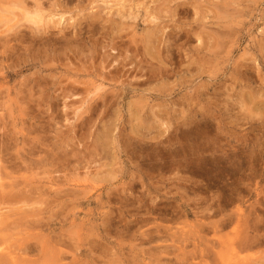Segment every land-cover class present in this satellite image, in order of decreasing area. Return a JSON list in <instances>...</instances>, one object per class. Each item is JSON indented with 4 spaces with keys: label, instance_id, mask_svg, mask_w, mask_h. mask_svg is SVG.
Masks as SVG:
<instances>
[{
    "label": "rangeland",
    "instance_id": "374dc122",
    "mask_svg": "<svg viewBox=\"0 0 264 264\" xmlns=\"http://www.w3.org/2000/svg\"><path fill=\"white\" fill-rule=\"evenodd\" d=\"M15 1L0 0V16L19 14ZM40 2L73 17L66 35L22 22V39L0 22V157L27 195H0V254L16 251L19 264H264V0ZM136 64L153 67L141 75Z\"/></svg>",
    "mask_w": 264,
    "mask_h": 264
},
{
    "label": "bare ground",
    "instance_id": "6f19581e",
    "mask_svg": "<svg viewBox=\"0 0 264 264\" xmlns=\"http://www.w3.org/2000/svg\"><path fill=\"white\" fill-rule=\"evenodd\" d=\"M241 1H243V0H241ZM254 1V0H253ZM13 2H14V0H13ZM31 1H29V3H30ZM229 2V1H228ZM28 3V1L27 0H16L15 1V3H13V7H12V9L13 10H17V11H19V14L17 13H15L14 12V17L12 18H10L11 20L10 21H8L6 18H4V16L2 17V16H0V22H3L4 20L6 21H8L9 23L8 24H6L7 25V28H6V30L5 31H9V32H11V30H12V28H16L17 26L18 27H20V30H21V26H20V24L22 23V24H24V26L26 25V23H28V26L26 27V28H29L30 30L31 29H33L32 31L34 32V31H36V33L37 34H45V33H47V34H51L52 32H50V29L51 28H55V29H58V31H57V34L58 35H60V34H63V35H66V28L67 27H65L66 25H68V22H70L69 20L71 19L72 20V18L73 17H71V18H69V19H66L65 18V16L63 15V14H58V13H55V12H53V10H51L50 8H49V10H46L44 7H43V3H41L40 2V0H33V3L30 5ZM169 3V2H168ZM231 5V4H230ZM53 6H55V5H53ZM247 7V6H246ZM121 13V12H120ZM114 15V14H113ZM118 15V14H117ZM132 15V14H131ZM58 17V19H55V17ZM132 16H134V15H132ZM101 17V16H100ZM157 16H153L152 17V20L153 21H155V20H157L158 18H156ZM93 18H96L95 16H93ZM113 18V17H112ZM120 18H121V16H120ZM120 18H116V19H120ZM85 19V18H84ZM111 19V18H110ZM122 19H123V17H122ZM134 19H135V16H134ZM133 19V20H134ZM75 20V19H74ZM97 19H93L92 20V18H91V22L89 23V27H90V29L92 30V31H94V30H96V27H98V25H97V21H96ZM105 20H107V19H105ZM105 20H104V22H105ZM77 21V20H76ZM109 20H107V22H108ZM125 21H126V19H125ZM131 21H132V18H131ZM135 21H136V19H135ZM149 21V23H150V20H148ZM24 22H26V23H24ZM113 22H114V20H113ZM75 23V22H74ZM134 22H132L131 23V25L130 26H132V24H133ZM81 24V23H80ZM99 24V23H98ZM135 24V23H134ZM79 25V24H78ZM117 25V24H116ZM23 26V25H22ZM72 26H73V24H72ZM120 26V25H119ZM123 26V25H122ZM125 26V25H124ZM124 26H123V28H124ZM149 26V25H148ZM157 26V25H156ZM160 26V25H159ZM18 27H17V30H15V31H17L18 32ZM78 27V26H77ZM89 27L87 26V28L89 29ZM102 27V29H106L105 28V25H103V26H101ZM104 27V28H103ZM73 28V27H72ZM119 28V27H118ZM118 28H116V30L118 29ZM128 28V27H127ZM152 28V27H151ZM155 28V27H154ZM74 29H75V26H74ZM84 29V28H83ZM119 29H121L122 30V27H120ZM119 29H118V31H117V33L119 32ZM147 29V28H146ZM150 29V28H149ZM156 29V28H155ZM19 30V31H20ZM120 30V31H121ZM157 30H158V28H157ZM104 31H107V29L106 30H104ZM150 32L148 33L147 32V35L146 36H148L147 37V39L145 40V38H144V40H145V43L148 45V47H147V49H148V52H150V51H154L153 50V48L155 47H153L152 45H153V43L154 44H156V43H158V41L157 42H155V40L157 39H155V40H153L152 39V37L153 38H155V31H154V29H153V36H152V34H150L151 33V31H152V29L151 30H149ZM14 32V31H13ZM21 33H19V34H22V35H20V37L22 38V37H24L25 35H26V33L24 34V32L22 33V30L20 31ZM3 32H1V34H2ZM32 33V32H31ZM73 33V32H72ZM107 33H108V31H107ZM144 33V32H143ZM160 33V32H159ZM18 33H16V35L14 34V37H11V38H14L15 40H17L19 37H18V35H17ZM34 34V33H33ZM70 34V33H69ZM86 34V33H85ZM171 32L168 34V36L170 37L171 36ZM9 35V34H8ZM32 35V34H31ZM30 35V36H31ZM40 35V36H41ZM53 35V34H52ZM113 35V34H112ZM121 35V34H120ZM156 35H158V33L156 34ZM10 36V35H9ZM8 36V37H9ZM28 36V35H27ZM34 36V35H33ZM51 36V35H50ZM62 36V35H61ZM117 36V35H116ZM135 36V35H134ZM143 37H144V34L142 35ZM145 36V37H146ZM159 37H161L160 35H158ZM158 36H156V37H158ZM52 37H54V35L52 36ZM57 37V36H56ZM114 36H112V38H113ZM120 37V36H119ZM158 37V38H159ZM18 39V40H20V42H21V40L23 39ZM34 38V37H33ZM48 38V37H47ZM62 38H63V36H62ZM66 38V37H65ZM69 38H72V37H69ZM4 39V38H3ZM6 39V38H5ZM8 39V38H7ZM5 40L4 41V43H3V51H6V46L7 45H9V42L11 41V40ZM39 39V38H38ZM44 39V38H43ZM64 39V38H63ZM66 39H68V38H66ZM73 39V38H72ZM25 40V39H24ZM90 40V39H89ZM115 40V39H114ZM136 40V39H135ZM143 40V41H144ZM153 40V41H152ZM1 41H2V39H1ZM42 41H44V42H46L45 40H42ZM47 41H49V39L47 40ZM51 41V40H50ZM54 41V40H53ZM68 41V40H67ZM70 41V40H69ZM3 42V41H2ZM25 42V41H24ZM111 42H112V44H111V50L113 51V50H119V48H122L121 46H119L120 44H118L117 45V43H115L113 40H111ZM134 42V41H133ZM136 42H137V40H136ZM159 42H160V39H159ZM263 42V41H262ZM152 43V45H150ZM138 44V43H137ZM46 45V44H45ZM56 45V44H55ZM145 45V44H144ZM143 45V47L145 48V46ZM259 45V44H258ZM260 45L262 46V44H261V42H260ZM52 47H54V46H52ZM68 47V46H67ZM71 47V45L69 46V48ZM119 47V48H118ZM156 47H158V46H156ZM155 47V48H156ZM259 47V46H258ZM257 47V48H258ZM56 48V47H55ZM54 48V49H55ZM62 48V47H61ZM65 48V47H64ZM137 48L140 50V48L137 46ZM260 48V47H259ZM58 49V48H57ZM67 49V48H66ZM137 49V50H138ZM201 49V48H200ZM261 49H264L263 47H261ZM56 50V49H55ZM60 49H58V51H59ZM63 50V49H62ZM117 50V51H118ZM145 50H146V48H145ZM145 50H144V52H145ZM156 50V49H155ZM47 51V50H46ZM198 51H199V49H198ZM262 51V50H261ZM53 52V51H52ZM120 52V51H119ZM135 52H137V51H135ZM139 52V51H138ZM146 52H147V50H146ZM212 52V51H211ZM210 52V53H211ZM258 52V51H257ZM260 52V51H259ZM258 52V53H259ZM151 54H154L155 53V55H156V51L155 52H150ZM199 53V52H198ZM257 53V54H258ZM119 54V53H118ZM137 54V53H136ZM147 54H149V53H146V56H147ZM260 54V53H259ZM122 55V54H121ZM155 55H151V56H154L155 57ZM110 55L108 54V57H109ZM49 57V56H48ZM53 57V56H52ZM72 57V56H71ZM113 57H116V55H114ZM150 57V54L148 55V58ZM154 57H152L153 59H156V58H154ZM264 55L263 56H261V60H263L264 61ZM65 58H66V55H65ZM117 58V57H116ZM147 58V57H146ZM151 58V59H152ZM53 59H54V57H53ZM73 59H74V57H73ZM76 59V58H75ZM114 59V58H113ZM60 60H62L61 58H60ZM65 61H66V59H64ZM53 62V61H52ZM54 62H57V64H58V62H59V59L58 58H55L54 59ZM122 62V61H121ZM145 62V61H144ZM147 62V61H146ZM149 62V61H148ZM104 63V62H103ZM114 63H116V60H114ZM119 63V62H118ZM117 63V64H118ZM151 63H152V61H151ZM50 64V63H49ZM61 64V63H60ZM64 64V63H63ZM149 65H150V63H148ZM48 65V64H47ZM66 65V64H65ZM120 65H122V67H124L125 65H123V64H121V63H119L118 65H116V66H113L114 67V70H116L117 72L119 71V72H121V70L123 69ZM148 65V66H149ZM120 66V67H119ZM106 66H104L103 67V69L105 68ZM151 67H153L152 65L150 66V67H148V68H144L143 66H141L140 64H136L135 65V67L132 69L133 70V72H139V73H141V75H144V74H146V73H149L148 72V70H150L149 68H151ZM69 68H71L70 66H69ZM84 69H85V71L87 72V73H90V75L92 74L93 75V73L92 72H90V70L89 69H87L86 67H83ZM120 68V69H119ZM106 69V68H105ZM143 69H146V72H143ZM158 69H160V70H163L162 68H158ZM58 70V69H57ZM80 69H78V68H74V69H71L70 71H68V74L69 75H71V76H74V75H78L77 73H73V72H77V71H79ZM71 71H73V72H71ZM81 71V70H80ZM111 72V71H110ZM110 72H109V74H110ZM107 73V75H108V72H106ZM104 74L105 73H100V77L102 78V79H112V81H116L117 83H121V85L123 86L124 84H125V80H123L122 78H120V76H119V78H108L107 76H104ZM109 77H110V75H109ZM113 77H115V76H113ZM147 78V77H146ZM147 80V79H146ZM146 80H144V81H146ZM143 81V80H142ZM248 96V95H247ZM246 96V97H247ZM243 97V96H242ZM253 97V98H252ZM241 99V98H240ZM253 99H255L254 98V96H250V97H248V98H244L243 97V99H241L240 101L242 102L241 104H242V106H244V105H246L245 103H246V100L248 101V102H255V101H257V100H254L253 101ZM256 99H258V98H256ZM99 101H101V102H105L106 101V98H99V99H97L96 100V102H99ZM263 103V102H262ZM253 104V103H252ZM2 147H4V146H2ZM7 148V147H6ZM5 149V148H4ZM3 151H5V150H3ZM2 151V152H3ZM6 153V152H5ZM0 156H1V154H0ZM23 162L27 165V167L25 166V165H23V167H21L20 166V169L21 168H23V171L25 170H27V169H30L31 167H29V163H27L25 160H23ZM33 162V161H32ZM23 163V164H24ZM34 164H37L36 162H33ZM40 163V162H39ZM22 164V163H21ZM31 165V164H30ZM38 165V164H37ZM25 166V167H24ZM32 166V165H31ZM34 166V165H33ZM15 166H13V168H14ZM16 169V168H15ZM58 169V168H57ZM57 169H56V171H57ZM19 170V169H18ZM31 171H32V168L30 169ZM59 170H60V168H59ZM59 170H58V172H59ZM61 170H63L62 168H61ZM20 171V170H19ZM19 171H18V173H19ZM16 172L17 171H15V172H8V166H7V164H6V160H4L3 159V157L1 158L0 157V195L1 194H4V195H8V192H14L15 190H18L17 191V193L15 194V196H12L11 194H9V195H11V196H9L8 198L9 199H11L12 201H15L16 200V198H17V195H19L20 196V193H23V196H24V192L22 191V192H20L21 190H24V189H19V187L21 186V184L23 183V185L24 184H26V180L25 179H23L24 181L22 182V183H19V181H17L18 179V177H21V178H24V176L22 177V175H20L19 176V174H17L18 175V177L17 176H15V174H16ZM57 172V173H58ZM27 173H28V170H27V172H26V174L24 173H21V174H23V175H27ZM21 178H19V179H21ZM25 178H26V176H25ZM27 179H29L28 178V176H27ZM6 181L7 182H9L8 184L6 183ZM21 181V180H20ZM58 182V181H57ZM22 185V186H23ZM23 188H28V187H23ZM26 193V192H25ZM27 196V195H26ZM26 196H24V197H26ZM0 198H1V196H0ZM28 198H30V197H28ZM28 198H27V200H28ZM3 199H5V198H3ZM2 199V200H3ZM8 199V200H9ZM23 199H25V198H23ZM1 200V199H0ZM1 200V201H2ZM19 200H21V199H19ZM26 200V199H25ZM26 200V201H27ZM32 200V199H31ZM5 201H6V199H5ZM4 201V202H5ZM17 201V200H16ZM15 201V202H16ZM17 202H19V201H17ZM32 202V201H31ZM1 203V202H0ZM6 203V202H5ZM21 203V202H20ZM28 203H30V202H28ZM2 204H3V202H2ZM6 204H8V203H6ZM15 204V203H14ZM9 205V204H8ZM10 206H12L11 204H10ZM18 206V205H17ZM27 206H29V205H27ZM11 208V207H10ZM28 215V214H27ZM2 216V215H1ZM25 218H27V217H25ZM2 220H3V217H2ZM1 221V220H0ZM1 224V223H0ZM38 238H39V236H37ZM41 237V236H40ZM28 239V238H27ZM57 240V239H56ZM23 241V240H22ZM43 241V240H42ZM58 241V240H57ZM57 241L55 242V243H57ZM28 243H29V240H28ZM0 244H1V242H0ZM20 244V243H19ZM36 244V243H35ZM40 244V243H39ZM244 244V243H243ZM243 244H242V246H243ZM247 245L249 244V243H246ZM24 245V246H23ZM22 246L23 247H32V244L31 245H29V244H27V243H25V244H22ZM21 246V247H22ZM248 246H250V245H248ZM247 246V248H249ZM19 247V246H18ZM63 247V246H62ZM20 248V247H19ZM243 248H245L244 246H243ZM22 248H20V250H21ZM41 249V248H40ZM8 250V249H7ZM6 250V251H7ZM14 250V249H13ZM49 250V249H48ZM52 250H53V248H52ZM25 251H27V250H25ZM49 251H51V250H49ZM22 252V251H21ZM27 252H30V251H27ZM4 254H0V264H19L18 263V261L20 260V259H18V257H17V252L15 251H10V250H8L6 253L5 252H3ZM21 253L19 252V255H20ZM49 254H50V252H49ZM63 254V253H62ZM54 255V254H53ZM19 257H21V256H19ZM23 257V256H22ZM21 257V258H22ZM43 257H44V255H43ZM18 260V261H17ZM26 260V259H25ZM52 260V259H51ZM27 261V260H26ZM36 261V260H35ZM47 261H49V260H47ZM20 262H21V260H20ZM23 262H24V260H23ZM54 262V261H53ZM52 262V263H53ZM59 262V261H58ZM61 262V261H60ZM37 263V262H36ZM39 263V262H38ZM22 264V263H21ZM26 264V263H25ZM51 264V263H50ZM58 264V263H57Z\"/></svg>",
    "mask_w": 264,
    "mask_h": 264
}]
</instances>
